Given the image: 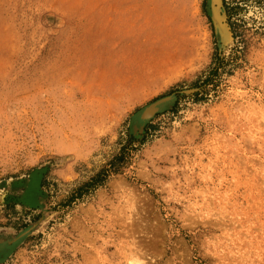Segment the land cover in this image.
Returning a JSON list of instances; mask_svg holds the SVG:
<instances>
[{"label":"rangeland","instance_id":"rangeland-1","mask_svg":"<svg viewBox=\"0 0 264 264\" xmlns=\"http://www.w3.org/2000/svg\"><path fill=\"white\" fill-rule=\"evenodd\" d=\"M233 12L0 0V264H264V10Z\"/></svg>","mask_w":264,"mask_h":264},{"label":"trees","instance_id":"trees-1","mask_svg":"<svg viewBox=\"0 0 264 264\" xmlns=\"http://www.w3.org/2000/svg\"><path fill=\"white\" fill-rule=\"evenodd\" d=\"M222 2L223 7L225 9V13L227 15V24L234 40H237L239 38V33L237 29L239 27L237 24V19L235 18L237 16V13L233 11L249 4L257 6L260 11L264 10V0H222ZM217 69L218 68L215 69L213 74H215ZM132 143L133 142L130 141L128 146H123L120 155H116L113 160L108 163L107 168L102 169L89 182H87L80 188H77V195L81 197L83 193H86L89 190H94L97 187L102 186L111 174L117 173L119 171V164L125 160L126 152L133 148Z\"/></svg>","mask_w":264,"mask_h":264},{"label":"water","instance_id":"water-1","mask_svg":"<svg viewBox=\"0 0 264 264\" xmlns=\"http://www.w3.org/2000/svg\"><path fill=\"white\" fill-rule=\"evenodd\" d=\"M168 100V98H164V99H160L157 100L155 102H153L152 104H150L149 106H147L140 114V120L144 119L143 122H146L148 119L152 118L153 116H155L157 113L160 112L161 108L163 107L164 103ZM39 174H34L31 178V191L29 192V200L31 199V196H33V192H36L39 189V180L37 182L34 183L33 178L34 177H39ZM23 237V236H22ZM20 238V237H19ZM19 239H17L16 241H14L11 245H9V247H6L4 245H0V262L3 261L4 259L7 258V256L9 255V253L12 251L13 245L14 243H16Z\"/></svg>","mask_w":264,"mask_h":264},{"label":"bare ground","instance_id":"bare-ground-1","mask_svg":"<svg viewBox=\"0 0 264 264\" xmlns=\"http://www.w3.org/2000/svg\"><path fill=\"white\" fill-rule=\"evenodd\" d=\"M217 4H220L221 0H214ZM217 8V7H216ZM218 12V11H217ZM217 19H219L217 17ZM226 24L222 25V28L219 29V31L221 32L222 34V37L225 38V39H229V40H232V37H231V33L229 32L228 30V27L227 25L225 26ZM37 227V225H35ZM35 226H32L30 230H26V231H23V234L21 236H24L26 235L29 231H33V229H35ZM30 232V233H31Z\"/></svg>","mask_w":264,"mask_h":264}]
</instances>
